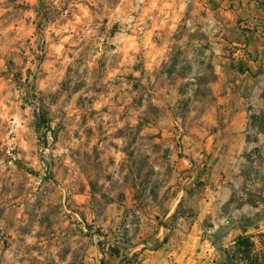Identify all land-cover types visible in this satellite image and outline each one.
I'll return each instance as SVG.
<instances>
[{"label": "rangeland", "instance_id": "1", "mask_svg": "<svg viewBox=\"0 0 264 264\" xmlns=\"http://www.w3.org/2000/svg\"><path fill=\"white\" fill-rule=\"evenodd\" d=\"M222 1L0 0V264H150L141 217L210 175L219 66L264 40Z\"/></svg>", "mask_w": 264, "mask_h": 264}, {"label": "crops", "instance_id": "2", "mask_svg": "<svg viewBox=\"0 0 264 264\" xmlns=\"http://www.w3.org/2000/svg\"><path fill=\"white\" fill-rule=\"evenodd\" d=\"M231 1L233 19L264 15V0ZM228 3L223 0L222 8ZM241 27L235 26L238 39ZM260 33L249 40L247 70L219 66L220 97L199 134V154L206 157L210 175L198 177L197 188L177 195L178 201L162 214L141 217V247L150 239L161 246L150 253V264H191L195 250L197 264H264V129L257 127L259 123L251 125L252 116L260 124L264 121V40L258 37ZM233 45L243 46L241 42ZM218 59L223 64L228 61L223 56ZM256 154L259 162L250 159ZM184 203L192 212L181 217L179 208ZM206 222L211 224V235L200 240ZM240 240L250 245L249 254L243 253Z\"/></svg>", "mask_w": 264, "mask_h": 264}, {"label": "trees", "instance_id": "3", "mask_svg": "<svg viewBox=\"0 0 264 264\" xmlns=\"http://www.w3.org/2000/svg\"><path fill=\"white\" fill-rule=\"evenodd\" d=\"M251 120H252V124H251L252 126H255L257 123L260 124V119L258 117H256V116H252ZM238 244H239V246H242V247L244 246L245 250L243 251V253L245 255L249 254V250L248 249L250 248V245L246 242V240H240L238 242Z\"/></svg>", "mask_w": 264, "mask_h": 264}]
</instances>
